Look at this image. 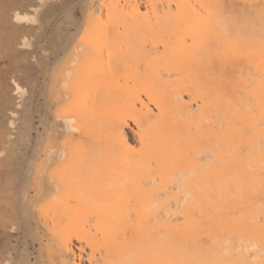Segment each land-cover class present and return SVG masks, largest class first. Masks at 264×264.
Here are the masks:
<instances>
[{"label": "bare ground", "instance_id": "6f19581e", "mask_svg": "<svg viewBox=\"0 0 264 264\" xmlns=\"http://www.w3.org/2000/svg\"><path fill=\"white\" fill-rule=\"evenodd\" d=\"M84 246L264 264V0H0V264Z\"/></svg>", "mask_w": 264, "mask_h": 264}, {"label": "rangeland", "instance_id": "374dc122", "mask_svg": "<svg viewBox=\"0 0 264 264\" xmlns=\"http://www.w3.org/2000/svg\"><path fill=\"white\" fill-rule=\"evenodd\" d=\"M72 242H73V241H72ZM73 244H74L75 246H77V244L75 243V241L73 242ZM88 249H89V248H87V247L85 248V246H84V251H86V253L83 252L82 257L84 258L83 261L85 262V264H89V262H88V260H89V258H90L89 253H90V255H91V253H92V251H91V250L88 251ZM88 256H89V258H88ZM84 262H83V263H84Z\"/></svg>", "mask_w": 264, "mask_h": 264}]
</instances>
